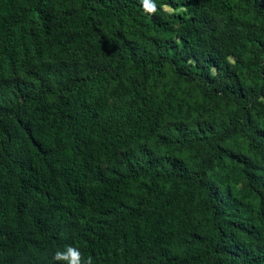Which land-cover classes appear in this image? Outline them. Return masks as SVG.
I'll use <instances>...</instances> for the list:
<instances>
[{"label":"trees","instance_id":"obj_1","mask_svg":"<svg viewBox=\"0 0 264 264\" xmlns=\"http://www.w3.org/2000/svg\"><path fill=\"white\" fill-rule=\"evenodd\" d=\"M68 247L264 264V0H0V264Z\"/></svg>","mask_w":264,"mask_h":264},{"label":"clouds","instance_id":"obj_2","mask_svg":"<svg viewBox=\"0 0 264 264\" xmlns=\"http://www.w3.org/2000/svg\"><path fill=\"white\" fill-rule=\"evenodd\" d=\"M145 7L149 12L155 11L154 7H148L147 4H145ZM54 260L64 261L65 264H79L81 256L78 250L68 247L65 251H57Z\"/></svg>","mask_w":264,"mask_h":264},{"label":"rangeland","instance_id":"obj_3","mask_svg":"<svg viewBox=\"0 0 264 264\" xmlns=\"http://www.w3.org/2000/svg\"><path fill=\"white\" fill-rule=\"evenodd\" d=\"M223 113V109L221 106L217 104H210L206 109V114H204V118L208 120H213L218 123L221 118V114ZM237 189V188H236ZM243 189V188H242ZM242 189H237V194H239Z\"/></svg>","mask_w":264,"mask_h":264}]
</instances>
